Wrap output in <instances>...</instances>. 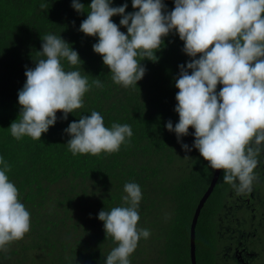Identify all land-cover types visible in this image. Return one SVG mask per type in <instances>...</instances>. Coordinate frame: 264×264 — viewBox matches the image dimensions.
Instances as JSON below:
<instances>
[{"label": "trees", "instance_id": "trees-1", "mask_svg": "<svg viewBox=\"0 0 264 264\" xmlns=\"http://www.w3.org/2000/svg\"><path fill=\"white\" fill-rule=\"evenodd\" d=\"M72 2L0 0V157L11 166L6 175L30 213V231L0 250V264H105L117 243L106 238L98 213L124 206L123 188L129 182L142 191L137 227L151 233L139 241L130 264H264V152L251 192L238 195L224 182L223 170L209 190L216 170L192 148L194 129L181 138L192 149L185 152L165 126L179 120L175 79L179 65L192 59L183 52L184 42L174 32L164 37L158 61H141L144 77L124 88L112 81L102 56L93 51L98 37L79 31L91 0H79L84 13ZM162 2L167 11L174 9V0ZM125 3L126 14L138 10L132 0H112L111 6ZM111 19L119 26L121 16ZM120 30L127 34L126 28ZM47 34L61 36L79 54L82 62L75 66L61 61L65 71L78 70L89 84L99 79L103 87L93 85L67 120L58 111L57 122L41 140H16L9 126L19 115L18 92L26 69L41 58V38ZM92 111L101 114L105 127L131 126L133 135L118 152L74 156L68 150L71 137L64 130Z\"/></svg>", "mask_w": 264, "mask_h": 264}, {"label": "clouds", "instance_id": "clouds-1", "mask_svg": "<svg viewBox=\"0 0 264 264\" xmlns=\"http://www.w3.org/2000/svg\"><path fill=\"white\" fill-rule=\"evenodd\" d=\"M112 0H91L87 18L79 31L98 37L93 51L102 56L110 69L112 81L124 88L137 86L145 73L141 61H158L156 52L163 38L176 33L184 42L183 52L192 58L179 65L175 79L178 89L174 111L179 120L174 132L185 152L192 149L181 142L194 129L192 148L213 170H223V180L238 195L252 191L258 180L254 171L264 152V0H174V9L167 11L162 0H132L136 11L126 14L128 4L111 6ZM41 9L47 4L41 3ZM72 7L84 13L85 5L73 0ZM121 16L119 26L113 16ZM127 29V34L120 27ZM42 39L41 57L35 67L25 71L26 81L18 92L20 111L10 126L16 140L27 136L41 140L42 134L61 119L83 106V97L90 88L103 87L99 79L89 84L80 71H65L62 60L75 66L81 61L70 44L55 34ZM199 57V58H197ZM222 85L217 92V86ZM71 138L68 150L97 156L115 153L133 135L128 124L104 126L100 113L92 111L73 121L64 130ZM184 158L190 159L185 156ZM11 166L0 157V250L22 240L30 231V213L20 202L19 192L10 182ZM124 206L104 209L98 219L104 224L107 237L117 243L107 255L105 264H130L129 257L139 241L148 239L150 230L138 228L142 191L129 182L123 188Z\"/></svg>", "mask_w": 264, "mask_h": 264}, {"label": "water", "instance_id": "water-1", "mask_svg": "<svg viewBox=\"0 0 264 264\" xmlns=\"http://www.w3.org/2000/svg\"><path fill=\"white\" fill-rule=\"evenodd\" d=\"M219 172H220V170H216V173H215L214 179H213V181H212V184H211L210 187H209V190L215 185V183H216V181H217V179H218V176H219ZM208 192H209V191H208ZM203 201H204V200H202V201L200 202L199 206L197 207L196 215H195L194 220H193V223H192V230H191V237H192V238H193L194 235H195V234H194L195 225H196L197 218H198V215H199V210H200V208H201V206H202V204H203ZM192 250H193V253H194V247H193V246H192Z\"/></svg>", "mask_w": 264, "mask_h": 264}]
</instances>
